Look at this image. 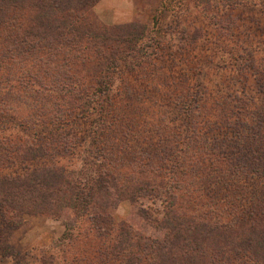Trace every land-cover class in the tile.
I'll use <instances>...</instances> for the list:
<instances>
[{
	"label": "trees",
	"instance_id": "trees-1",
	"mask_svg": "<svg viewBox=\"0 0 264 264\" xmlns=\"http://www.w3.org/2000/svg\"><path fill=\"white\" fill-rule=\"evenodd\" d=\"M97 2L0 0V117H8L0 121V256L17 257L5 242L20 225L22 215L56 220L67 211L70 218L89 216L94 222L91 226L98 244L92 256L84 259L86 264H140L144 260L151 264H264V123L259 119L247 135L237 132L235 143L229 141L236 133L229 141L221 138L219 143L214 139L212 144H193L202 158L192 159L190 173L201 185L190 184L200 197L192 200L190 212L172 209L175 197L172 199L162 182L138 181L144 188L152 186V192L156 189L154 196L162 193L168 206L162 218L135 209L128 226L131 231L123 225L116 228L110 217L102 215L98 221L90 213L97 207L98 197L102 198L98 193L104 188L101 184L110 185L108 179L79 177L57 162L79 145L78 137L63 127L68 111L96 113L94 122L108 123L109 128L103 129L109 138V131L126 135L124 118L105 107L114 84L112 76L122 68L143 77L158 74L154 64L157 50L148 51L144 46L146 27L139 22L97 23L91 11ZM31 58L39 63L40 73L25 71ZM3 93H12L15 101L17 94L24 100L43 95L45 100L21 102L24 107L17 102L10 105ZM199 101L195 99V111H199ZM22 108L25 115L19 116ZM209 116L192 121L190 131L199 134L197 126L217 117ZM226 116L224 122L232 129L236 117L233 114L235 119L230 121L231 115ZM46 120L58 123L53 138L28 132L37 124L45 125ZM99 152L91 151L98 156ZM46 161L50 166L43 165ZM155 161L159 162L158 157ZM113 162L119 165V161ZM131 167L140 168L136 160ZM102 168L96 174H108ZM110 186L116 190L115 185ZM70 236L65 231L61 240ZM133 238L143 245L135 250L139 255L127 258L133 254ZM105 239H109L107 244ZM72 264L79 261L74 258Z\"/></svg>",
	"mask_w": 264,
	"mask_h": 264
},
{
	"label": "rangeland",
	"instance_id": "rangeland-1",
	"mask_svg": "<svg viewBox=\"0 0 264 264\" xmlns=\"http://www.w3.org/2000/svg\"><path fill=\"white\" fill-rule=\"evenodd\" d=\"M91 11L101 25H144V46L148 51L157 50L154 64L158 74L143 77L122 68L112 76L114 84L105 107L124 118L126 135L109 131V138L103 129L109 128L108 123L101 126L97 119L94 122L96 113L68 111L63 127L78 137L79 145L57 162L79 177L98 175L99 180L108 179L116 186L114 190L102 183L100 188H104L98 189L102 198L98 197L97 207L90 211L98 221L102 215L110 217L116 228L123 225L131 231L128 226L137 208L163 217L168 200L162 193L154 196L156 189L144 188L138 184L141 180L162 182L172 199L175 197L172 209L190 212L192 200L200 199L190 184L201 185L190 173L192 159L197 162L202 158L194 152L193 144H212L214 139L219 143L221 138L229 141L236 133L229 141L235 143L237 132L247 135L256 119L264 123V0H98ZM29 62L25 71H42L37 61L31 58ZM3 96L6 103L17 102L23 107L21 102L39 104L45 100L43 95L24 100L17 94L16 101L12 93ZM195 99H200L199 111H195ZM18 111L19 116L25 115L23 108ZM232 113L236 123L230 129L224 119L228 114L234 121ZM212 114L217 117H212L210 124L197 126L199 134L190 131L192 121ZM57 126L46 120L45 125L37 124L28 132L36 131L50 140ZM97 131H101L99 136ZM95 150L100 151L99 156L91 153ZM110 160L119 161V165ZM133 160L139 169L131 167ZM43 165L50 166L47 161ZM102 166L109 175L96 174V170L103 171ZM92 224L89 216L73 219L67 211L56 220L24 214L5 242L18 255L0 256V264H72L74 258L86 264L84 259L92 256L98 244ZM65 231L71 236L61 240ZM133 231L135 235L137 230ZM142 245L133 238V254L127 258L139 255L135 250Z\"/></svg>",
	"mask_w": 264,
	"mask_h": 264
}]
</instances>
